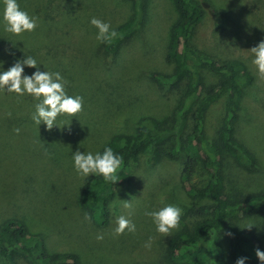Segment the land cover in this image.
<instances>
[{
    "label": "rangeland",
    "instance_id": "rangeland-1",
    "mask_svg": "<svg viewBox=\"0 0 264 264\" xmlns=\"http://www.w3.org/2000/svg\"><path fill=\"white\" fill-rule=\"evenodd\" d=\"M202 1L227 15V24L218 31L209 16H204L197 46L217 58H242L254 75L243 91L234 135L253 151L258 164L245 169L231 158L224 163L227 194L242 200L252 192L264 191V78L251 63L249 50L264 39V0ZM18 3L38 18V26L19 37L0 30L4 68L17 58L32 55L43 65L42 71L60 72L68 94L82 96L83 106L73 118L58 117L65 122L72 119L68 130H46L31 120L35 103L31 97L0 92V222L23 220L32 233L41 234L50 251L75 253L78 264L163 263L165 239L174 229L168 235L156 233L144 212L173 204L183 213L192 204L179 183L183 157L151 164L139 156L131 162L129 182L114 189L107 199L108 220L97 226L91 219L84 220L88 212L78 203L84 177L73 171L71 156L77 149L98 151L113 133L134 132L143 116L164 119L171 114L184 83L171 86L157 77L171 71L164 58L168 28L177 17L171 0H144L143 24L117 52L95 40L96 29L89 19L96 17L111 27L118 26L132 16V0ZM32 71L25 68L26 74ZM204 76L207 82L217 79L210 73ZM225 102V97L217 99L208 111L210 139H216L224 123ZM17 128L19 133L14 131ZM119 215L135 223V233L113 232ZM236 223L260 236L264 251L260 213L248 210ZM97 235L103 239L98 240ZM149 236L152 244L146 249ZM227 243L223 237V246ZM20 264L28 263L22 258Z\"/></svg>",
    "mask_w": 264,
    "mask_h": 264
},
{
    "label": "trees",
    "instance_id": "trees-1",
    "mask_svg": "<svg viewBox=\"0 0 264 264\" xmlns=\"http://www.w3.org/2000/svg\"><path fill=\"white\" fill-rule=\"evenodd\" d=\"M132 1V16L112 27L116 36L103 44L113 52L143 24L146 16L144 0ZM171 2L177 17L168 28L164 57L171 71L158 73L157 77L171 86L184 83L177 103L166 118L143 116L134 132H117L109 137L98 151L107 145L122 156L119 181L108 184L101 177L83 178L78 203L95 225L104 226L108 220L107 199L117 186L129 182L131 162L144 156L157 164L164 158L181 155L179 183L192 204L165 239L161 264H235L238 257H247L245 264H256L259 261L255 250L263 251L262 240L236 220L253 209L262 216L264 233V191L252 192L242 200L232 199L227 194L224 174V163L229 158L245 169L258 164L253 151L234 135L243 91L252 84L254 75L242 58H217L196 44L204 16H209L219 31L226 27L227 15L202 0ZM205 73L217 79L207 82ZM223 97L225 120L216 139H210L207 114ZM223 237L228 240L226 247ZM22 258L28 264L79 263L75 253L50 251L41 234L32 233L23 220L7 218L0 222V264H20Z\"/></svg>",
    "mask_w": 264,
    "mask_h": 264
},
{
    "label": "clouds",
    "instance_id": "clouds-1",
    "mask_svg": "<svg viewBox=\"0 0 264 264\" xmlns=\"http://www.w3.org/2000/svg\"><path fill=\"white\" fill-rule=\"evenodd\" d=\"M89 24L96 29L95 40L106 44L116 36V31L109 23L96 17L89 19ZM38 26V18L23 10L18 0H0V30L12 36H21L23 33H31ZM252 53L251 63L255 66L258 76L264 78V39L249 49ZM42 64L32 55H24L15 59L7 69L4 61L0 60V92L12 93L15 97H31L35 101L31 113L32 122L39 126L44 125L46 130H68L71 120L65 122L58 117H75L82 110L83 97L69 95L66 91V81L60 72L41 70ZM34 69L26 74L25 68ZM44 69V68H43ZM19 133V129H15ZM72 169L79 177H101L105 183L115 184L119 181L117 173L123 164L120 154L114 153L110 146H104L102 151L81 152L79 149L72 151ZM118 199V198H117ZM120 200V199H118ZM125 207L128 202L125 201ZM116 207L115 204L112 205ZM181 209L173 204H164L156 210H146L144 215L149 217L156 233L168 235L172 229L177 228ZM88 213H84V220H89ZM113 232L121 235L125 232L135 233L136 225L123 215L116 216ZM98 240L103 239L97 235ZM152 237L149 236L144 247L149 249ZM255 256L260 264H264V251L255 250ZM247 257H238L235 264H245Z\"/></svg>",
    "mask_w": 264,
    "mask_h": 264
}]
</instances>
